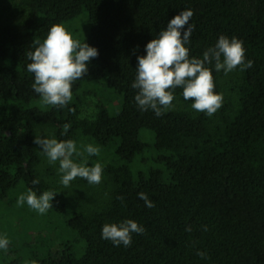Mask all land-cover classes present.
I'll return each mask as SVG.
<instances>
[{
  "label": "trees",
  "instance_id": "trees-1",
  "mask_svg": "<svg viewBox=\"0 0 264 264\" xmlns=\"http://www.w3.org/2000/svg\"><path fill=\"white\" fill-rule=\"evenodd\" d=\"M0 0V198L23 183L37 196L52 191L39 177L42 162L34 143L45 130L58 141L83 136L110 148L123 163L106 172L112 191L100 210L74 213L68 227L85 244L76 258L69 252L31 264H264V0H25L31 14L23 21L5 22ZM192 10L194 31L190 58H201L221 35L243 41L246 61L233 109L218 117L191 111L182 88L174 92L172 108L160 117L142 111L131 87L138 56L158 38L180 11ZM88 16L89 35L83 40L98 50L88 73L72 85V100L63 108L46 106L32 85L34 74L27 53L42 43L55 24ZM212 71L220 94V72ZM104 84L121 99L111 115L102 105L93 120L82 119L81 107L94 94L83 85ZM70 127L65 130L64 125ZM148 131L151 145L140 137ZM153 144V146H152ZM165 164L161 170L134 175L135 159L149 148ZM39 180L34 185L33 180ZM155 206H145L138 193ZM118 197H124L123 202ZM53 205L67 213L60 195ZM60 205V206H58ZM133 220L146 229L132 234L130 247L102 239L105 224ZM205 226L207 231L204 230ZM191 231H186L187 228ZM37 245L39 243L37 242ZM40 246V245H39ZM197 252L206 253L202 259ZM11 264H20L15 261Z\"/></svg>",
  "mask_w": 264,
  "mask_h": 264
},
{
  "label": "clouds",
  "instance_id": "clouds-1",
  "mask_svg": "<svg viewBox=\"0 0 264 264\" xmlns=\"http://www.w3.org/2000/svg\"><path fill=\"white\" fill-rule=\"evenodd\" d=\"M192 10L180 11L172 18L167 28L159 33L158 38L151 40L145 48L146 56H138L136 78L131 87L138 90L135 101L142 111L152 110L157 117L170 111L174 105V92L182 88L184 100L193 101L191 107L197 112L205 113L209 117L214 115L223 105V95L215 92V82L212 71L205 65H214L216 72L227 75L239 67L245 71L253 66V61H246V50L243 41L221 35L214 47L204 51L201 58H190L186 44L194 31L190 23ZM34 51L28 52L31 63L27 71L34 74L32 88L39 94L46 106L65 107L72 100V85L88 73V64L98 57V50L74 39L61 24L53 25L46 39ZM69 124L64 125L67 130ZM34 143L48 158L50 164L59 162V173L62 175L61 184L65 187L76 178H83L91 185L102 182L103 168L100 163L88 167L87 161L74 162L73 156L82 157L77 151L73 140L58 141L55 138H41L37 136ZM89 156H98L99 148L91 144L84 149ZM34 185L39 180H33ZM56 194L44 191L37 196L29 189L27 194H21L17 199V206L27 205L39 214H45L53 209L52 201ZM145 206L149 209L155 206L148 196L138 193ZM123 202L124 197H118ZM207 231V227L204 228ZM186 231H191L187 228ZM146 229L133 220H125L120 224H105L102 227V239L110 240L114 246L130 247L132 234H145ZM7 238H0V249L7 252L9 246ZM202 259L206 253L197 252Z\"/></svg>",
  "mask_w": 264,
  "mask_h": 264
},
{
  "label": "rangeland",
  "instance_id": "rangeland-1",
  "mask_svg": "<svg viewBox=\"0 0 264 264\" xmlns=\"http://www.w3.org/2000/svg\"><path fill=\"white\" fill-rule=\"evenodd\" d=\"M24 1H4L5 22L23 21L31 14ZM64 27L74 39L83 42L89 35L86 12H83L76 20ZM241 80V73L237 69L227 75L223 70L220 71V94L223 95V105L211 117L220 116L223 108L225 110L233 109ZM83 90H91L94 94L87 96L85 105L81 107L80 117L82 119H95L100 104L111 115H115L121 110V99L104 84L83 85ZM173 108L178 109L183 108V106L174 105ZM189 109L195 111L192 107ZM38 136L53 138L45 130L40 131ZM140 137L151 145L148 137L151 138L152 136L148 131H142ZM89 144L99 148L98 156H89L84 151ZM76 146L77 151L82 152L83 156L74 155V162L80 163L82 160H86L88 167L100 163L103 168L102 182L99 185H91L85 179L78 177L70 183V186H63L61 184L62 175L59 173V162L50 164L47 156L42 153V149L39 147L43 159L37 167L38 175L48 187L55 191L56 195H60L68 212L59 213L57 206L53 205L54 199L52 201L53 209L48 210L45 214H39L36 210L31 209L26 202L23 206H17L18 197L21 194L26 195L28 192L23 183L8 193L5 198H0V238H7L10 242L7 252L0 249V264H11L15 261H19L20 264H31L34 257L46 258L49 255L55 257L66 251L76 258L82 256L85 244L77 235L72 234L73 232L68 227L70 216L74 213L94 212L102 209L108 202L113 188L112 183L110 184V176L106 172L110 168L123 165V163L116 157L112 149L100 147L86 136H83ZM161 156L150 147L144 155L135 159L132 166L134 175L138 173L147 174L151 170H161L165 174V182L168 183L169 176L165 164L159 163ZM37 242L40 246L37 245Z\"/></svg>",
  "mask_w": 264,
  "mask_h": 264
}]
</instances>
